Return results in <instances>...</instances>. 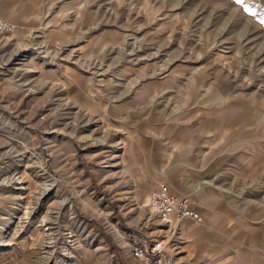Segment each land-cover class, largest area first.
<instances>
[{
    "label": "rangeland",
    "instance_id": "374dc122",
    "mask_svg": "<svg viewBox=\"0 0 264 264\" xmlns=\"http://www.w3.org/2000/svg\"><path fill=\"white\" fill-rule=\"evenodd\" d=\"M0 19V264H142L131 244L166 233L127 178L103 194L95 175L123 93L170 89L145 111L181 115L238 96L264 128V0H0Z\"/></svg>",
    "mask_w": 264,
    "mask_h": 264
},
{
    "label": "crops",
    "instance_id": "0c3cea01",
    "mask_svg": "<svg viewBox=\"0 0 264 264\" xmlns=\"http://www.w3.org/2000/svg\"><path fill=\"white\" fill-rule=\"evenodd\" d=\"M15 38L36 44L30 33L21 32ZM17 45H11L14 62L16 58L21 64L30 62L29 47ZM56 49L59 54L61 47ZM169 90L123 93L122 97L135 100L122 104L126 120L121 125L106 127L120 137L111 140L114 148L104 162L109 183L95 172L100 190L118 193L120 182L112 179L123 175L132 185L131 194L145 206L161 184L188 197L202 221L166 224L168 230L160 238L174 256V264H264V128L258 129L256 113L242 112L246 108L236 104L238 96L228 104L224 99L214 107L202 104L184 115L159 103L145 111V97ZM123 229L131 233L128 226Z\"/></svg>",
    "mask_w": 264,
    "mask_h": 264
},
{
    "label": "built area",
    "instance_id": "2783aa9c",
    "mask_svg": "<svg viewBox=\"0 0 264 264\" xmlns=\"http://www.w3.org/2000/svg\"><path fill=\"white\" fill-rule=\"evenodd\" d=\"M16 30L9 22L0 19V36L13 35ZM149 209L168 225L187 219L201 222L200 214L192 208L191 200L170 192L165 184H161L151 192ZM132 256L142 264H174V256L166 249L163 239L156 241L135 240L130 248Z\"/></svg>",
    "mask_w": 264,
    "mask_h": 264
},
{
    "label": "trees",
    "instance_id": "16d2710c",
    "mask_svg": "<svg viewBox=\"0 0 264 264\" xmlns=\"http://www.w3.org/2000/svg\"><path fill=\"white\" fill-rule=\"evenodd\" d=\"M125 227V226H124ZM126 228V227H125ZM114 246V245H113ZM115 247V246H114Z\"/></svg>",
    "mask_w": 264,
    "mask_h": 264
}]
</instances>
